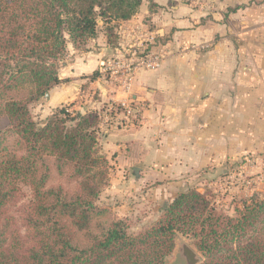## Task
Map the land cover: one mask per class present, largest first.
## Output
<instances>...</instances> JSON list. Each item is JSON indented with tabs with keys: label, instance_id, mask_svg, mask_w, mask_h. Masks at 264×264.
Here are the masks:
<instances>
[{
	"label": "trees",
	"instance_id": "1",
	"mask_svg": "<svg viewBox=\"0 0 264 264\" xmlns=\"http://www.w3.org/2000/svg\"><path fill=\"white\" fill-rule=\"evenodd\" d=\"M143 1L0 0V264H167L178 235L203 264H264V194L231 217L188 188L134 234L99 205L110 184L99 115L61 107L43 125L32 115L33 103L69 81L60 77L69 45L86 51L101 23L114 44L118 23ZM23 185L33 199L16 215Z\"/></svg>",
	"mask_w": 264,
	"mask_h": 264
},
{
	"label": "crops",
	"instance_id": "2",
	"mask_svg": "<svg viewBox=\"0 0 264 264\" xmlns=\"http://www.w3.org/2000/svg\"><path fill=\"white\" fill-rule=\"evenodd\" d=\"M190 1L144 0L118 23L114 44L101 23L88 50L69 45V81L51 91L50 109L89 99L84 108L92 111L124 98L102 75L88 77L130 40L120 35L126 25L150 27L159 36L153 49L169 52L160 70L135 79L131 97L143 106V121L100 129L112 166L102 195H111V208L118 197L125 208L130 197L160 206L188 188L208 194L243 161L264 164V0H210L224 8L213 14Z\"/></svg>",
	"mask_w": 264,
	"mask_h": 264
},
{
	"label": "rangeland",
	"instance_id": "3",
	"mask_svg": "<svg viewBox=\"0 0 264 264\" xmlns=\"http://www.w3.org/2000/svg\"><path fill=\"white\" fill-rule=\"evenodd\" d=\"M192 1V0H191ZM190 1V3H191ZM197 9H199L204 14H213L220 13L224 11V8H220V5L214 3L210 0H194ZM152 7V4L150 5ZM162 10H158L159 12ZM149 26V25H148ZM148 30L151 28L148 27ZM154 30L158 29L157 27H153ZM152 31V29H151ZM89 46V45H88ZM88 50V47L87 49ZM159 51V50H154ZM70 58L68 55L65 60L60 65V77L65 79L64 73L67 68L65 63L68 62ZM109 80V78H107ZM54 90V89H53ZM88 93V92H87ZM51 96V92H49ZM87 98V97H86ZM100 99V97L96 96L95 100ZM50 98H40L37 102L33 103L30 108L32 115L35 121L38 124H44L45 121L51 117L59 108L61 107H69L72 112H80L83 111L85 106L90 107L91 105L88 103L89 99H81L80 101H76L73 105L71 103L63 104L62 106L54 109H50ZM46 108H49L46 112ZM93 108V107H92ZM101 109V107H100ZM92 112L95 109H91ZM95 112V111H94ZM4 121L1 120V128L5 126ZM100 147L99 149L103 150L101 146L102 134L99 135ZM104 155V154H103ZM105 156V155H104ZM106 157V156H105ZM108 160V159H107ZM109 164L110 161L108 160ZM109 173H112V166L110 165ZM111 182V178L109 183ZM247 183H250L248 185ZM23 196L22 201L13 207L11 212L16 215H20L25 207L29 204V202L33 199V192L29 188V186L23 185ZM216 188H211L208 199L212 202V206L215 207L218 211L223 212L228 216H236V211L244 207L245 204H250L251 200L254 198L256 194L263 195L264 194V164L257 165L253 162L250 163L248 161H243L237 168H232V173L229 177L222 176L221 181L218 182V185H215ZM105 191V190H104ZM106 194V193H105ZM102 195L100 199L99 205L104 207H110L108 204L109 198L111 195L106 196ZM119 198V197H118ZM116 199L113 201V205L111 208V216L116 217L118 219L127 220L130 225V231L134 234H139L144 231L148 226L157 222L159 218L162 216L163 211L171 204V201L165 209H163V203L159 206L157 204L152 203L150 199H142L139 197H130L131 203L125 208H120L121 199ZM118 201V202H117ZM179 243H186L191 246L200 256L201 264H203V258L201 254L196 250V248L192 245L190 239L178 235L176 238V248L172 255H170L167 259V264H183L179 261L178 258V245Z\"/></svg>",
	"mask_w": 264,
	"mask_h": 264
},
{
	"label": "built area",
	"instance_id": "4",
	"mask_svg": "<svg viewBox=\"0 0 264 264\" xmlns=\"http://www.w3.org/2000/svg\"><path fill=\"white\" fill-rule=\"evenodd\" d=\"M120 35L123 41L130 40L119 48L115 55L100 63L99 74L109 78L108 81L125 97L117 102L109 101L104 108L94 110L100 117V129L133 125L143 121L144 108L131 97L135 79L141 71L160 70L169 56L165 49L154 51L158 33L141 24L126 25L121 29ZM70 111L72 112L71 109ZM246 161L252 163L251 159Z\"/></svg>",
	"mask_w": 264,
	"mask_h": 264
},
{
	"label": "water",
	"instance_id": "5",
	"mask_svg": "<svg viewBox=\"0 0 264 264\" xmlns=\"http://www.w3.org/2000/svg\"><path fill=\"white\" fill-rule=\"evenodd\" d=\"M46 98H50V94L48 93ZM86 108H83V112H86ZM168 203H163V209L167 207ZM178 258L179 261L183 264H201V258L199 254L188 244L186 243H179L178 245Z\"/></svg>",
	"mask_w": 264,
	"mask_h": 264
}]
</instances>
